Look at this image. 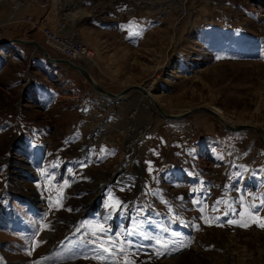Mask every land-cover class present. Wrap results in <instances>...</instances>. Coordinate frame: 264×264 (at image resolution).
<instances>
[{"label": "rangeland", "instance_id": "obj_1", "mask_svg": "<svg viewBox=\"0 0 264 264\" xmlns=\"http://www.w3.org/2000/svg\"><path fill=\"white\" fill-rule=\"evenodd\" d=\"M68 2L93 59L76 63L103 89L145 85L166 114L218 108L264 136V0ZM10 8L0 41L38 42ZM260 218L255 131L167 120L139 91L112 100L34 46L0 47V264H264Z\"/></svg>", "mask_w": 264, "mask_h": 264}, {"label": "built area", "instance_id": "obj_2", "mask_svg": "<svg viewBox=\"0 0 264 264\" xmlns=\"http://www.w3.org/2000/svg\"><path fill=\"white\" fill-rule=\"evenodd\" d=\"M5 2H11L15 11L24 5L39 6L43 9L44 15L39 19L27 16L25 21L34 30H40L46 45L58 52L62 58L75 63L91 58L90 49L80 39L79 33L71 26L72 23L70 25L69 18L73 11L67 5L68 0H26L23 3L19 0H0V5ZM51 10L56 19L54 27H51L46 18Z\"/></svg>", "mask_w": 264, "mask_h": 264}, {"label": "water", "instance_id": "obj_3", "mask_svg": "<svg viewBox=\"0 0 264 264\" xmlns=\"http://www.w3.org/2000/svg\"><path fill=\"white\" fill-rule=\"evenodd\" d=\"M14 43H17V44H22V45H29V46H34L36 47L38 50H40L45 59L51 63V64H55V65H66L70 68H72L73 70L77 71L78 73H80L87 81L88 83H90V85L93 87V89L99 93L100 95L104 96V97H107V98H110L112 100H121L125 97H127L130 93L132 92H135V91H139L141 92L145 97L149 98L152 103L154 104L155 106V109L161 113L167 120H181V119H184L192 114H195V113H198V112H206L216 118H218V115L217 113L214 111V109H210V108H198V109H195V110H192L186 114H183V115H169V114H166L162 109H160L158 103L156 102V100L148 94V90L145 88V85H136V86H132L126 90H124L123 92L119 93V94H114V93H111L105 89H103L95 80L94 78L91 76V74L88 72V70L80 65V64H77V63H74L70 60H67V59H64V58H52V56L50 55V53L41 45L39 44L38 42L36 41H23V40H3V41H0V47L2 46H10ZM225 127L229 130V131H233V132H238V131H244V130H252V131H255L258 135H259V139H260V142L262 143L263 147H264V136L261 132V130L257 127H254V126H251V125H241V126H237V127H234L230 124H228L226 121H221ZM24 177L27 178V174H24ZM15 199L17 201H19L21 204H25V205H28L30 207H33L32 206V199L28 198V197H25V196H22V195H15ZM34 202V201H33ZM100 213H103V209L101 210Z\"/></svg>", "mask_w": 264, "mask_h": 264}, {"label": "crops", "instance_id": "obj_4", "mask_svg": "<svg viewBox=\"0 0 264 264\" xmlns=\"http://www.w3.org/2000/svg\"><path fill=\"white\" fill-rule=\"evenodd\" d=\"M19 1L24 2L25 0L24 1L23 0H19ZM10 9H11V12L8 15V17L6 18L7 22L10 23V24L18 23L20 19L25 20L24 17L26 18L27 16H33L34 18L39 19L42 15H44L43 9H41L39 6L24 5V6L20 7L19 9H17L16 11L13 10L12 8H10ZM52 11L53 10H51L50 12L47 13L46 18L49 21L51 27H54L56 25V23H55L56 19H55V15L53 14ZM37 32H38L37 41L40 42V43L44 42V44L46 45L44 36L41 33V31L37 30ZM16 52H18V51H16ZM14 53H15V51H13L12 54H14ZM57 54L59 55V57H61V55L58 52H57ZM85 61L87 62V64H89L88 60H85Z\"/></svg>", "mask_w": 264, "mask_h": 264}, {"label": "snow or ice", "instance_id": "obj_5", "mask_svg": "<svg viewBox=\"0 0 264 264\" xmlns=\"http://www.w3.org/2000/svg\"><path fill=\"white\" fill-rule=\"evenodd\" d=\"M250 215L256 216V215H258V213L257 212H253V213H250ZM229 223L235 224L236 221H229ZM240 226L247 227L248 225L242 224ZM259 227L264 228V218H260ZM100 247H101V249H102V251L104 253H109V255H111V252H110V248L109 247H104L103 244H101ZM118 251H121L122 252L123 251V248L118 249ZM125 264H130V261L125 260Z\"/></svg>", "mask_w": 264, "mask_h": 264}, {"label": "bare ground", "instance_id": "obj_6", "mask_svg": "<svg viewBox=\"0 0 264 264\" xmlns=\"http://www.w3.org/2000/svg\"><path fill=\"white\" fill-rule=\"evenodd\" d=\"M91 55H92V53H91ZM91 60H93L92 58H90ZM75 63V62H74ZM148 90V89H147ZM149 90H148V94H149ZM214 111L217 113V115H218V119H219V121L221 122V121H225L226 120V118H225V115L223 114V112H222V110H220V109H218V108H214Z\"/></svg>", "mask_w": 264, "mask_h": 264}, {"label": "flooded vegetation", "instance_id": "obj_7", "mask_svg": "<svg viewBox=\"0 0 264 264\" xmlns=\"http://www.w3.org/2000/svg\"><path fill=\"white\" fill-rule=\"evenodd\" d=\"M103 215H104V213H103ZM115 216H116V215H115ZM116 217H117V216H116ZM116 217H115V218H116ZM117 219H118V217H117ZM113 222H114V221H113ZM114 227L116 228V226H113V223H111V228H112L113 230H115ZM112 229H111V232H113Z\"/></svg>", "mask_w": 264, "mask_h": 264}, {"label": "trees", "instance_id": "obj_8", "mask_svg": "<svg viewBox=\"0 0 264 264\" xmlns=\"http://www.w3.org/2000/svg\"><path fill=\"white\" fill-rule=\"evenodd\" d=\"M30 177H31V174H28V178L30 179Z\"/></svg>", "mask_w": 264, "mask_h": 264}]
</instances>
